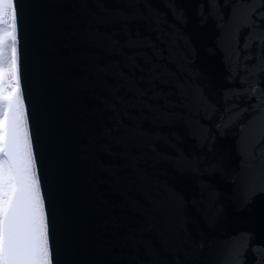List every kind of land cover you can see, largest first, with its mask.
Segmentation results:
<instances>
[{"label": "water", "instance_id": "1", "mask_svg": "<svg viewBox=\"0 0 264 264\" xmlns=\"http://www.w3.org/2000/svg\"><path fill=\"white\" fill-rule=\"evenodd\" d=\"M16 3L53 264H264V0Z\"/></svg>", "mask_w": 264, "mask_h": 264}, {"label": "snow or ice", "instance_id": "2", "mask_svg": "<svg viewBox=\"0 0 264 264\" xmlns=\"http://www.w3.org/2000/svg\"><path fill=\"white\" fill-rule=\"evenodd\" d=\"M164 2L179 14L177 0ZM17 18L16 0H0V264H53L21 93Z\"/></svg>", "mask_w": 264, "mask_h": 264}]
</instances>
